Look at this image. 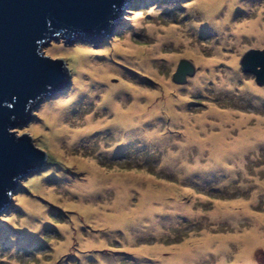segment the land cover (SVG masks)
<instances>
[{
	"label": "rangeland",
	"instance_id": "1",
	"mask_svg": "<svg viewBox=\"0 0 264 264\" xmlns=\"http://www.w3.org/2000/svg\"><path fill=\"white\" fill-rule=\"evenodd\" d=\"M206 1L132 0L101 42L42 48L68 84L12 130L47 157L0 214V264H264V85L240 64L264 0Z\"/></svg>",
	"mask_w": 264,
	"mask_h": 264
},
{
	"label": "water",
	"instance_id": "2",
	"mask_svg": "<svg viewBox=\"0 0 264 264\" xmlns=\"http://www.w3.org/2000/svg\"><path fill=\"white\" fill-rule=\"evenodd\" d=\"M131 1L0 0V214L19 181L43 167L47 157L30 135L12 130L32 120L33 109L50 91L68 84L65 63L42 48L63 35L101 42ZM240 64L264 85V50H249ZM194 72L190 62L181 61L173 81L185 84Z\"/></svg>",
	"mask_w": 264,
	"mask_h": 264
},
{
	"label": "bare ground",
	"instance_id": "3",
	"mask_svg": "<svg viewBox=\"0 0 264 264\" xmlns=\"http://www.w3.org/2000/svg\"><path fill=\"white\" fill-rule=\"evenodd\" d=\"M227 0H207L206 2H205V4H206V6L208 7V8H210L211 9V7H214L215 5L217 6V11L219 10V8L221 7V5L222 4H224L225 2H226ZM217 11H214V10H211V12H212V17L214 18V19H217L216 18V16H215V13L217 12ZM117 24V23H116ZM242 27H238L237 29L240 31V29H241ZM96 69V71L98 72L99 71V69H97V68H95ZM101 70V72H103V73H105V71H104V68H103V70L102 69H100ZM189 75H187V77H188ZM57 91H53L52 92V94L51 95H56L57 93H56ZM56 93V94H55ZM120 105H114V108L116 109V110H118V107H119ZM136 111H140V109L139 110H136ZM135 111V112H136ZM176 116V115H175ZM125 122H127V119H126V121ZM260 134H262L263 136H264V131H261L260 132ZM216 139V142H217V145H216V147H217V150L219 151V150H224V148L226 147L225 146V144L226 143H224V139H222V138H215ZM215 139H213V141L215 140ZM226 149V148H225ZM222 153H227V152H222ZM246 258H249V257H246Z\"/></svg>",
	"mask_w": 264,
	"mask_h": 264
},
{
	"label": "trees",
	"instance_id": "4",
	"mask_svg": "<svg viewBox=\"0 0 264 264\" xmlns=\"http://www.w3.org/2000/svg\"><path fill=\"white\" fill-rule=\"evenodd\" d=\"M46 164H47V161H46Z\"/></svg>",
	"mask_w": 264,
	"mask_h": 264
}]
</instances>
